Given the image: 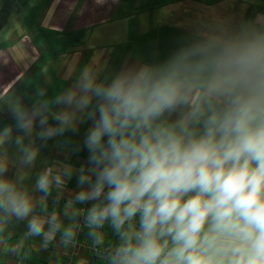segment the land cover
I'll return each instance as SVG.
<instances>
[{"label":"clouds","instance_id":"9594fccd","mask_svg":"<svg viewBox=\"0 0 264 264\" xmlns=\"http://www.w3.org/2000/svg\"><path fill=\"white\" fill-rule=\"evenodd\" d=\"M95 101V103H93ZM63 109L47 127L39 109H12L15 128L0 131V147L12 143L21 164L38 152L24 143L38 123L40 139L75 131L91 119L85 137L87 185L66 205L93 202L85 226L95 244L107 222L119 243L107 264H264V22L210 31L167 60L122 71L97 82L85 68L76 85L58 96ZM0 159V216L28 221V234L45 244L61 230L57 212L34 215L35 203ZM63 172L46 168L35 189L48 196L63 189ZM47 225V231H45ZM78 225L63 228L71 243Z\"/></svg>","mask_w":264,"mask_h":264},{"label":"crops","instance_id":"0c3cea01","mask_svg":"<svg viewBox=\"0 0 264 264\" xmlns=\"http://www.w3.org/2000/svg\"><path fill=\"white\" fill-rule=\"evenodd\" d=\"M256 18L264 22V0H0V131L11 126L14 137L22 135L12 111L17 105L29 112L39 109L46 126L57 127L53 116L63 106L54 101L76 85L85 68L97 75V82L110 81L122 71L167 60L206 32ZM38 119L24 139L38 152L34 164L22 165L12 143L0 147V159L8 165L6 178L26 173L22 186L35 203L33 214L46 219L57 212L62 228L45 244L42 235L28 234L27 219L0 216V264H67L71 252L62 232L74 218L64 212L87 187L78 179L79 169L92 167L84 141L93 121L82 118L75 131L42 140ZM64 165L72 174L64 177L63 189L53 187L46 197L36 191V180L46 168L63 172ZM105 227L102 245L85 228L82 236L89 246H78L70 264H107L104 256L119 239L109 223Z\"/></svg>","mask_w":264,"mask_h":264},{"label":"built area","instance_id":"2783aa9c","mask_svg":"<svg viewBox=\"0 0 264 264\" xmlns=\"http://www.w3.org/2000/svg\"><path fill=\"white\" fill-rule=\"evenodd\" d=\"M91 207V203L90 202H86V203H77L75 205V210L78 212V214L74 217L72 224H76L78 225L77 229H76V236L75 239L67 244L69 245V247H71V252L67 258V264H70V261H72V259L78 255V246H89L88 241L86 240V238H83V233L85 232V215L87 213L88 208ZM105 224L103 226V228L99 229V232L103 234V242H104V237H105ZM103 244V243H102ZM99 244V245H102Z\"/></svg>","mask_w":264,"mask_h":264},{"label":"rangeland","instance_id":"374dc122","mask_svg":"<svg viewBox=\"0 0 264 264\" xmlns=\"http://www.w3.org/2000/svg\"><path fill=\"white\" fill-rule=\"evenodd\" d=\"M3 33H4V30L0 33V38H2Z\"/></svg>","mask_w":264,"mask_h":264}]
</instances>
